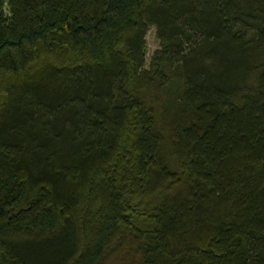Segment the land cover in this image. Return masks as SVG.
Masks as SVG:
<instances>
[{
    "label": "trees",
    "instance_id": "16d2710c",
    "mask_svg": "<svg viewBox=\"0 0 264 264\" xmlns=\"http://www.w3.org/2000/svg\"><path fill=\"white\" fill-rule=\"evenodd\" d=\"M0 264H264V0H0Z\"/></svg>",
    "mask_w": 264,
    "mask_h": 264
},
{
    "label": "rangeland",
    "instance_id": "374dc122",
    "mask_svg": "<svg viewBox=\"0 0 264 264\" xmlns=\"http://www.w3.org/2000/svg\"><path fill=\"white\" fill-rule=\"evenodd\" d=\"M147 47H148V56L147 61L149 62L152 53L159 48V41L156 38L154 28H151L146 37Z\"/></svg>",
    "mask_w": 264,
    "mask_h": 264
}]
</instances>
